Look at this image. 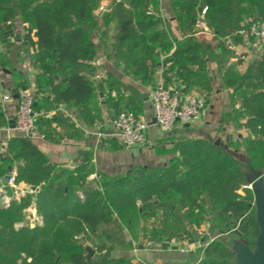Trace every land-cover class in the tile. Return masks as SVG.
I'll return each instance as SVG.
<instances>
[{"label":"trees","instance_id":"obj_1","mask_svg":"<svg viewBox=\"0 0 264 264\" xmlns=\"http://www.w3.org/2000/svg\"><path fill=\"white\" fill-rule=\"evenodd\" d=\"M102 1L0 0V24L20 17L37 30L38 51L33 64L38 72V111L47 105L58 108L71 104L88 125L101 118L98 88L106 91L89 74L96 69V37L109 44L110 28L101 22L106 15H98ZM157 2L120 0L113 3L110 12L118 32L113 49L146 84L153 82L162 56L173 47L165 25L147 13ZM171 4L177 27L186 38L176 41L175 51L162 61L165 74L168 81L172 74L179 75L185 90H198L208 102L211 81L207 62L216 57L213 49L194 36L198 18L206 7L205 21L221 38L222 51L227 53L228 39L244 38L239 31L247 28L250 18L264 19V0H171ZM225 59L220 74L232 90V99H242L237 119H245L247 128L246 135L230 142L234 148L201 138L185 139L176 145L177 156L164 166L99 173L87 181L91 169L65 168L51 161L33 138H13L0 157V181L8 166H16V182L30 183L37 189L38 211L44 222L33 228L16 227L32 203L31 193L20 203L4 206L0 202V264H144L134 262L128 254L133 243H161L204 221L211 223V231H218V236L204 249L200 264H234L233 244L237 239L226 234V227L244 213L251 216L241 239L254 249L259 226L248 180L256 173L264 175V53L244 75L227 66ZM109 90L113 94L112 87ZM45 93L48 98L37 101ZM51 93L57 99L49 101ZM133 93L137 99L141 95L139 90ZM121 96H109L108 107L116 106L118 112L143 110L133 97H126L122 106ZM228 116L235 120L231 113ZM54 121L59 125L72 121L60 111L51 120L45 114L39 117V131L46 139L58 141L61 137L52 125ZM231 150H242L246 159L242 161ZM83 241L92 244L95 256H86Z\"/></svg>","mask_w":264,"mask_h":264},{"label":"crops","instance_id":"obj_2","mask_svg":"<svg viewBox=\"0 0 264 264\" xmlns=\"http://www.w3.org/2000/svg\"><path fill=\"white\" fill-rule=\"evenodd\" d=\"M157 1V5H151L147 9V13L151 9L150 15L159 18L165 25L173 47L168 55L162 56L152 83H143L128 68L125 61L118 59L117 52L113 49V40L115 41L118 33L116 31L117 24L116 20L111 18L110 12L113 9V3H118L120 0H103L100 7L105 5L107 10L100 11L99 7L98 15H106L101 22L110 28L109 44H103L99 37H96L98 46V58L94 63L96 69L94 73L89 74V78L97 86L102 84L106 91L104 93L101 88H98L102 104L101 118L96 123L88 125L80 118L77 108L71 104H60L58 108L47 105V107L43 106L40 111L50 120L60 111L72 122L62 125L55 121L52 123L59 137H61L60 140L51 141L46 139V136L44 138L36 137L34 143L56 164L74 171H78L80 168L91 169L92 173L87 177V181H92L99 173L120 174L136 167L157 168L164 166L177 156L176 145L185 139L201 138L214 141L216 136L219 137L218 131L225 128L229 132L227 138L231 141L247 134L245 119H237L238 113L236 111L240 108L242 99L239 97L236 100L232 99V90L225 85L224 78L220 74V65L226 58L227 66L232 67V70L237 74L244 75L250 64L264 51L259 50L257 40L254 37L244 36L243 38L240 36L236 40L228 39L230 51L223 52L219 36L211 32L201 31L198 28L194 35L195 38L206 47L213 49L216 57V60L209 58L207 62L211 81L207 106L197 123L177 125L168 133H164L156 123H153L155 117L150 93L160 80L166 86L181 90L185 95L194 93L203 96L196 89L185 90V83L179 75L172 74L171 80L168 81V75L165 74L166 67L162 61L175 51L176 41L184 40L186 35L177 27L171 0ZM120 30L121 28H119ZM37 51V30L29 23L17 17L13 21L0 24V157H4L8 143L19 136L14 129L19 89L25 88L36 94L38 72L34 67L33 58ZM192 69L194 70L195 67ZM110 87L113 89V94H110ZM134 90H139L141 93L138 99L136 96L133 97ZM101 93L104 95L102 96ZM5 94L11 96V100L6 103L2 101V96ZM48 95L47 93L45 95L40 94L37 101L42 102V99L48 98ZM109 96L112 98L121 96L123 98L122 106L126 104L124 101L126 97H133L136 104H142L143 110L137 114L150 122V126L146 130V143L126 147L119 137L113 135L112 118L119 109L116 106L108 107L106 101ZM55 99H57L56 94L51 93L49 101ZM229 113L235 116L233 124L230 125L228 122V119L230 120ZM191 134L193 135L190 136ZM231 152L233 151L231 150ZM13 171H18L16 166H13ZM8 173L9 171L6 174ZM4 177L0 181V187L5 182ZM25 183H21L24 192H16L12 187L7 190V193L12 195V202L20 203L27 193L32 194V203L25 209L24 219L16 224L17 228L26 226L23 223L31 222L30 226L33 228L36 225H42L44 222L38 211L37 189H28L30 183ZM240 193L243 192L240 191ZM2 205L4 204L2 203ZM250 216V213L238 215L232 225L226 227V234L233 235L237 240L241 239L249 227ZM210 227L211 223L204 221L189 232H182L173 239H165L156 249L138 246L137 251L134 253L130 251L128 254L134 262L142 261L144 264H200L204 249L218 236V231L213 232Z\"/></svg>","mask_w":264,"mask_h":264},{"label":"built area","instance_id":"obj_3","mask_svg":"<svg viewBox=\"0 0 264 264\" xmlns=\"http://www.w3.org/2000/svg\"><path fill=\"white\" fill-rule=\"evenodd\" d=\"M105 10H107V6L100 7V11ZM206 11L207 8H204L201 17L196 22L197 28L201 31L207 30ZM148 13L151 14L152 10L149 9ZM239 32L244 36L254 37L257 40L259 50L264 51V19L250 18L247 28H242ZM17 95L15 131L19 136L33 139L36 137L44 138L45 134L38 129V119L42 113L35 108V94L28 89L21 88ZM150 95L156 124L164 133L170 132L177 125L197 123L208 103L204 96L194 93L185 95L177 88L166 86L161 80L153 87ZM10 100L9 94L2 96L4 103ZM112 125L114 127L113 135L119 137L126 147H134L145 143L146 130L149 128L150 122L132 110H123L112 118ZM16 176L17 171H13L8 181H5L0 188L9 186L14 188L16 192H24L16 182ZM0 193H6V190L3 189ZM9 201L10 199L4 202L8 205Z\"/></svg>","mask_w":264,"mask_h":264},{"label":"water","instance_id":"obj_4","mask_svg":"<svg viewBox=\"0 0 264 264\" xmlns=\"http://www.w3.org/2000/svg\"><path fill=\"white\" fill-rule=\"evenodd\" d=\"M103 96L104 94L101 93ZM153 123H156V119H153ZM217 144H220V140H217ZM235 156H240L244 159V156L234 152ZM13 170V166L8 167L9 173L5 175L4 181H8L10 173ZM249 187L252 190L255 198L256 207V222L259 226V233L256 237V247L252 249L249 244L242 239L236 240L233 244V251L235 254L234 264H264V175L262 173H256L253 177L249 178ZM35 188L28 184V189ZM88 258L93 257L96 254V249L88 242L83 243Z\"/></svg>","mask_w":264,"mask_h":264},{"label":"rangeland","instance_id":"obj_5","mask_svg":"<svg viewBox=\"0 0 264 264\" xmlns=\"http://www.w3.org/2000/svg\"><path fill=\"white\" fill-rule=\"evenodd\" d=\"M206 8V7H205ZM197 27V26H196ZM206 32H211V30H210V28L208 27V25H207V30H206ZM212 33V32H211ZM232 120V121H231ZM228 122H229V125L230 124H233V122H234V119H231L230 118V120L228 119ZM227 133H229L227 130H226V128L225 129H222V130H220V131H218V133H217V135L219 136V137H215V139H214V141H215V144H216V142H217V140L219 139L220 140V142H222V143H220L219 145H230L232 148H234V145L235 144H232V143H230L231 142V140L230 139H228L227 138ZM193 134H191L190 136H192ZM233 141V140H232ZM235 141H237V139L235 140L234 139V142ZM147 141L145 140V143H146ZM230 149V148H229ZM238 154H241V155H243L244 156V159H242L240 156H236V157H238V158H240L242 161H244L245 159H246V156L243 154L244 152L241 150L240 152H237ZM21 183H24V182H21ZM21 183H18V185L21 187ZM4 184V183H3ZM26 184V183H25ZM22 188V187H21ZM6 190V193H0V202L1 203H3L4 204V206L5 205H7L4 201H6V200H8V199H10V201H9V203L8 204H11V202H12V195H10V193H7V190H9V186L8 187H5V188H0V192H1V190ZM80 194H81V197H83L84 195H83V192L81 191L80 192ZM24 225H26V226H30L31 225V222H29V223H23ZM31 227V226H30ZM162 243V242H161ZM161 243H152V242H148V243H141V244H136V243H133V249H131L132 251L131 252H135V251H137L138 250V246H143L144 248H148V249H156V247H159L160 246V244ZM145 245V246H144ZM83 247H84V245H83ZM84 250H86L85 249V247H84ZM86 253H87V251H86ZM97 253V252H96Z\"/></svg>","mask_w":264,"mask_h":264}]
</instances>
